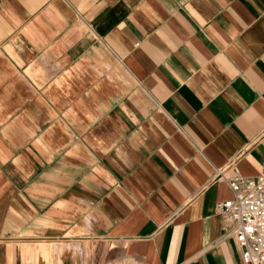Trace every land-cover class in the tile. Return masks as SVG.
I'll list each match as a JSON object with an SVG mask.
<instances>
[{
	"label": "crops",
	"instance_id": "obj_1",
	"mask_svg": "<svg viewBox=\"0 0 264 264\" xmlns=\"http://www.w3.org/2000/svg\"><path fill=\"white\" fill-rule=\"evenodd\" d=\"M233 166L264 172V0H0V264H242Z\"/></svg>",
	"mask_w": 264,
	"mask_h": 264
},
{
	"label": "built area",
	"instance_id": "obj_2",
	"mask_svg": "<svg viewBox=\"0 0 264 264\" xmlns=\"http://www.w3.org/2000/svg\"><path fill=\"white\" fill-rule=\"evenodd\" d=\"M227 182L233 195L216 206L226 236L234 239L242 264H264V172L246 177L233 166Z\"/></svg>",
	"mask_w": 264,
	"mask_h": 264
}]
</instances>
